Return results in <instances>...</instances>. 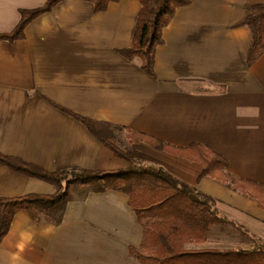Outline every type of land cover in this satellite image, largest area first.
Listing matches in <instances>:
<instances>
[{"label": "crops", "instance_id": "1", "mask_svg": "<svg viewBox=\"0 0 264 264\" xmlns=\"http://www.w3.org/2000/svg\"><path fill=\"white\" fill-rule=\"evenodd\" d=\"M48 0H0V35L21 11ZM264 0H191L177 9L156 49L155 77L120 51L133 45L141 4L112 2L96 13L64 0L33 20L25 38L0 40V154L47 172L119 171L130 165L74 115L157 138L175 148L200 144L234 177L264 185V55L252 66L245 21ZM120 137V136H119ZM121 139V138H120ZM132 142V139H131ZM126 151L216 200L247 235L223 230L188 250H250L264 242V205L228 183L200 179L203 166L141 142ZM78 187V186H77ZM65 207L33 220L15 214L0 243V264H140L143 227L125 193L78 187ZM56 187L0 163V198L52 195ZM253 245V247H252ZM231 246V247H230ZM249 246V247H248Z\"/></svg>", "mask_w": 264, "mask_h": 264}, {"label": "trees", "instance_id": "2", "mask_svg": "<svg viewBox=\"0 0 264 264\" xmlns=\"http://www.w3.org/2000/svg\"><path fill=\"white\" fill-rule=\"evenodd\" d=\"M64 0H48L41 8L21 11L17 27L0 40L16 41L25 38V29L39 16L52 11ZM94 4L96 13L104 12L112 2L120 0H85ZM138 15L133 45L120 53L129 60L140 59L144 72L155 77L156 49L164 43L163 30L180 7L191 0H138ZM250 29L253 45L248 57L252 66L264 55V3L255 5L245 21ZM115 156L129 162L127 170L92 171L61 170L47 172L19 158L0 154V163L11 170L43 180L56 187L52 195H26L0 198V243L10 230L14 216L27 211L33 220L66 206L73 186H87L94 191L115 190L129 196V206L143 227L139 248L130 246L129 255L140 264H264V242L255 240L250 250H188L187 244L208 242L215 225H231L243 235L246 230L220 214L216 200L195 187L176 179L167 171L151 165L137 164L119 145V133L125 128L74 115ZM133 143L144 142L160 151L195 161L203 166L200 179L210 177L228 183L264 205V185L241 180L227 172L228 161L212 148L193 144L175 148L157 138L128 129Z\"/></svg>", "mask_w": 264, "mask_h": 264}, {"label": "rangeland", "instance_id": "3", "mask_svg": "<svg viewBox=\"0 0 264 264\" xmlns=\"http://www.w3.org/2000/svg\"><path fill=\"white\" fill-rule=\"evenodd\" d=\"M119 136H120L119 137V140H120L119 141V145H120V147L122 149H124L125 151H128L127 149L131 146V143H132L131 142L132 137H131L130 132L122 131V132L119 133ZM136 163L139 164L137 161H136ZM71 190H72L73 194L77 195L76 191H78L79 189H78L77 186H73ZM212 228H211V230H212ZM211 230H210V233H211ZM214 230H223L224 232L227 231V232H231V233L238 234V235L242 236L238 231H236L233 227H231L229 225H215L212 233L214 232ZM252 247H253V245H252Z\"/></svg>", "mask_w": 264, "mask_h": 264}]
</instances>
